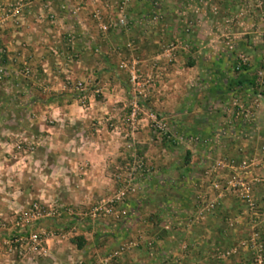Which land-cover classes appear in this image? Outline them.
Wrapping results in <instances>:
<instances>
[{
  "label": "crops",
  "instance_id": "obj_1",
  "mask_svg": "<svg viewBox=\"0 0 264 264\" xmlns=\"http://www.w3.org/2000/svg\"><path fill=\"white\" fill-rule=\"evenodd\" d=\"M109 1L0 0V47L5 50L0 65L6 70L0 104L13 100L16 107L0 110V134L29 137L0 143V264H8L4 240L19 230L14 214L26 211L32 201L68 210L21 228L67 232L73 226L78 247L67 240L46 241L58 264L101 258L123 240L135 239L154 241L153 259L145 254L141 263L158 264L186 243V264H245L243 254L225 263L208 256L211 246L237 240L243 227L223 233L219 215L238 214L242 205L226 193L216 199L208 184L214 177L233 178L234 171L217 166L228 161L237 168L251 162L245 179L264 175V96L228 87L235 79L246 83L252 67L234 72V52L218 41V16L212 9L192 16L195 25L186 33L188 27L178 24L176 30L175 25L179 35L172 39L184 41L186 49L154 82L145 102L164 118L169 137L155 141L146 127L130 133L123 120L132 95L120 66L134 62L153 76L149 62L170 39L163 25L153 31L137 28L146 22V0L128 9L132 23L126 31L102 33L94 16L103 15ZM210 2L225 14L235 7L231 0ZM241 50L252 52L245 45ZM187 55L191 59L185 65ZM25 66L27 76L20 74ZM12 87L14 94L7 96ZM233 98L247 109L241 118ZM7 117L16 119L13 129L5 125ZM138 160L142 168L136 167ZM122 181L134 187L123 205L115 206L126 215L94 218L92 208L114 196ZM254 197L264 210L260 189H254ZM201 199L216 201L212 215L198 213ZM195 214L202 218L192 221ZM161 223L170 230L163 231ZM133 251L120 262L136 264Z\"/></svg>",
  "mask_w": 264,
  "mask_h": 264
},
{
  "label": "built area",
  "instance_id": "obj_2",
  "mask_svg": "<svg viewBox=\"0 0 264 264\" xmlns=\"http://www.w3.org/2000/svg\"><path fill=\"white\" fill-rule=\"evenodd\" d=\"M143 0H111L104 4V14L95 15L94 19L97 24L98 30L102 33L108 31L122 32L126 31L132 23L127 11L134 4H141ZM151 6H157L153 1L150 2ZM153 20L158 17L153 16ZM260 24V41L264 44V16L261 17ZM188 29L184 30L186 33ZM186 49V43L180 39H172L165 42L160 46L159 52L156 53L151 62H149L150 68L153 70V76H148L140 71L134 62L129 64H122L120 68H124L127 72V83L131 90V101L129 103L123 125L127 127L130 133L138 131L142 127H146L153 135L155 141H161L169 137V130L164 118L154 111L145 102L149 97V89L153 87L155 81H159V77L164 75L166 70L173 66L177 61V56L180 51ZM5 55V50L0 47V60ZM234 72H240V68L237 65L234 67ZM22 75L28 74V69H22L20 72ZM6 72L3 67L0 66V78L5 77ZM232 105L236 107V116L241 118L243 111L247 110L238 106L236 98H233ZM264 164V159L262 160ZM137 168H142L141 161L135 162ZM220 168H228L234 171L233 178L228 180H221L214 177L209 182V190L214 192L219 199L223 194L230 195L238 203L242 205V210L238 214L231 216H222V230L223 233L234 231L238 226H246L249 230L247 237L237 239L234 244L228 247L211 246L208 251V256L217 263H225L229 260L239 257L240 252L248 250L250 252L249 258L245 264H264V242L260 235L262 224L264 220V214L261 207L258 204V200L254 197V186H258L261 194L264 196V175L256 179H245L244 176L250 173V168L253 167L251 162H242L238 166L233 165L232 161L224 162V164H217ZM264 166V165H263ZM243 175V176H240ZM122 187L116 192L114 196L106 201L99 203L92 208V216L94 218L111 216L118 218L119 216H125L124 209L115 210V206L123 205L125 198L133 192V185H130L128 181H122ZM204 206L198 208V213L211 214L216 209V201L211 199L209 202H204L203 199L198 200ZM59 211H68L58 207H46L39 204L37 201L29 203L28 208L24 212H18L14 214V226L13 234L8 236L4 240L6 247L4 256L7 258L8 264H16L17 261L24 264H37L40 259H49L50 264H58L51 251L46 246V241H61L67 240L65 236L70 233H75V228H71L66 234L56 233L55 231H49L42 227H36L35 230L29 232H23L21 228L24 225L32 224L43 219H52L57 217ZM192 221H199L202 216L200 214L192 215ZM163 231H169V225L161 223L160 226ZM138 247H142L145 250V254L148 259H153L155 255V245L152 240H145L141 244L138 240H123L118 246L107 255L101 258H94L84 260L77 257L72 260H67L63 264H122L120 259L123 254L128 251L135 250ZM188 246L186 243H181L178 247L177 254H168L158 264H186L184 261L185 252Z\"/></svg>",
  "mask_w": 264,
  "mask_h": 264
},
{
  "label": "rangeland",
  "instance_id": "obj_3",
  "mask_svg": "<svg viewBox=\"0 0 264 264\" xmlns=\"http://www.w3.org/2000/svg\"><path fill=\"white\" fill-rule=\"evenodd\" d=\"M151 1L155 2L157 6L155 7L149 5L148 3H150ZM210 1L211 0H146V4H148L146 5V22L144 20L141 21L137 28L144 27V29L146 30L153 31L158 27V25H163L162 27L165 28L167 39L172 40L173 37H178L179 35L178 32L174 33L175 25H177L176 30L180 28H178V24L182 25L183 29L185 27H188L187 29H192L193 25H195L194 22L192 23V16L200 13L205 15L211 11L210 9H212L213 14H215L214 16H218V21L215 24V31H218V34L220 33V39L218 38V41L220 42L222 40L227 52H234L233 68L238 65L240 68V72H244L246 68L252 67L250 70L246 71V80L252 82L254 85L252 87H249V90H247V92L260 93L262 94V96H264V44H262L260 41V24L262 22L261 17L264 16V0H231L235 7L234 9H232V11L227 12V14L221 12V10L219 11L218 7L216 5H212ZM222 1L224 0H215L216 3H221ZM153 16H157L158 18L153 21ZM221 17L225 21L222 20ZM182 20L184 21L180 23L179 21ZM191 32L192 31L190 30V33ZM243 45L250 47L252 52H243L241 50V47ZM229 46L231 48H229ZM189 52L192 51L189 50ZM186 57L188 60L184 63L185 65H188L190 64L191 58L188 55ZM196 57H198V59H201V54H196ZM193 61L194 59L192 60V62ZM29 73L30 71L28 70L27 75H29ZM3 78L4 77H1L0 80H2ZM128 89L131 93L129 85ZM7 91V96L14 94L13 87L9 88ZM130 101L126 106V110L128 109ZM24 104H26L25 106H27L29 103ZM25 106H23V108H25ZM15 108L16 107L13 100H8L6 101V103L0 104V110L4 109L10 111L14 110ZM5 120V125L13 129L16 119L13 117H7ZM28 138L29 137L27 135L21 134V132H19V134H15L13 132L0 134V143H6L7 145H9L10 143H14L17 141L24 142L26 141L25 139ZM2 151L4 152L8 150ZM255 188L259 189L257 185L254 186V189ZM262 212L264 214L263 208ZM219 217L222 218L221 215H219ZM262 225H264V220ZM241 229V235L238 239L247 237V234L249 232L246 226H243ZM56 233L66 234V232L61 231ZM262 234H264L263 228L262 230H260V235L264 242ZM65 237L67 241H70L74 244L76 243L77 236H74L73 232ZM233 244L234 242L232 241V244H229V246ZM131 253L137 254V257L139 258L138 262H135L136 264H146L141 263V261L146 259L145 252L142 247H138ZM240 254H243L244 258L248 259L250 252L246 250L244 252H240ZM122 264L125 263L122 262Z\"/></svg>",
  "mask_w": 264,
  "mask_h": 264
},
{
  "label": "trees",
  "instance_id": "obj_4",
  "mask_svg": "<svg viewBox=\"0 0 264 264\" xmlns=\"http://www.w3.org/2000/svg\"><path fill=\"white\" fill-rule=\"evenodd\" d=\"M254 84L250 81H246V83H244L241 80L235 79V81H232L231 84H229V88L234 90L235 88L239 87V89L241 90L243 87H245L246 90H249V87H252ZM248 87V88H247ZM260 94V93H258ZM262 95V94H260ZM75 245L78 247L79 243L76 241Z\"/></svg>",
  "mask_w": 264,
  "mask_h": 264
}]
</instances>
